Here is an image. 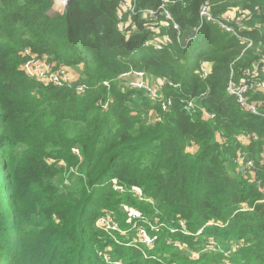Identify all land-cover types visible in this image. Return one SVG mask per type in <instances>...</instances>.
Returning a JSON list of instances; mask_svg holds the SVG:
<instances>
[{
    "label": "trees",
    "instance_id": "1",
    "mask_svg": "<svg viewBox=\"0 0 264 264\" xmlns=\"http://www.w3.org/2000/svg\"><path fill=\"white\" fill-rule=\"evenodd\" d=\"M160 1L135 0V7ZM118 2L69 0L56 13L53 0H0V264H108L99 251L119 264H264V96L249 95L259 114L251 115L226 91L231 73L245 78L264 55V0H169L183 36L198 25L204 3L215 18L246 12L247 49L204 23L185 48L155 50L137 16L130 37V27L117 29ZM24 49L76 69L74 84L88 89L29 79L21 70ZM201 61L211 67L204 80ZM262 67L252 76L264 79ZM128 69L163 82L173 105L161 123L147 124L157 108L117 81ZM238 153L253 161L252 177L237 174ZM244 205L252 210L241 211ZM124 206L161 225L152 232L139 224L153 236L151 248L129 243L136 230L125 223ZM105 213L128 233H116L120 245L95 226ZM210 239L218 250L208 251Z\"/></svg>",
    "mask_w": 264,
    "mask_h": 264
},
{
    "label": "built area",
    "instance_id": "2",
    "mask_svg": "<svg viewBox=\"0 0 264 264\" xmlns=\"http://www.w3.org/2000/svg\"><path fill=\"white\" fill-rule=\"evenodd\" d=\"M68 2L69 0H53L52 10L56 13H63ZM169 4V0H161L155 8H148L138 12L135 7V0H119L116 12L117 29L121 30L122 26L123 28L124 26L130 27V30L125 34L126 37H130L131 33L136 29V25L132 20L137 16L142 22V28L144 31L152 34V39L147 41L146 45L152 46L155 50H161L173 44H179L182 48H185L197 37L202 24L214 23L217 24L222 31L236 38L246 47L245 49L252 45L250 39L241 35L242 30L245 28L243 26V21L246 18V12L242 13L241 11L233 10L224 13L220 18H215L210 10V5L204 3L198 10V25L192 28L187 36H183L180 26L175 22L169 11ZM162 29L170 31L172 35L169 32L161 34ZM22 54L25 57V61L21 65V70L29 79L35 80L44 86L74 87L77 93H83L88 89V86L83 83L74 84L79 77L74 70L64 66H56L54 63L50 62L47 57L37 56L28 49H24ZM260 64L264 66V55L251 70L245 71V78L235 81L232 78L231 73L226 87L227 94L235 97L240 108L251 115L259 114L257 112L256 103L250 101L249 95L261 94L264 96V79H261L256 75L252 76ZM210 70V64L201 61L197 73L199 77L204 80L208 77ZM117 81L124 89L141 91L148 98L152 106L157 108V111H151L146 116L145 121L147 124L161 123L163 120V114L167 113L173 105L172 98L164 96L161 91H159L158 87H155L149 82V76L144 71L128 69L117 77ZM102 84L107 87L109 86L108 81H105ZM170 85L175 87L173 84ZM107 104L108 102H102V108L106 109ZM183 108L188 112L192 111L195 108L194 100H186ZM202 114L203 118L206 120L213 118L212 114L206 113L204 110H202ZM239 139L242 141L248 140L247 137L243 136L239 137ZM254 139L256 138L254 137ZM187 150L193 152L195 150V145H188ZM76 155H78V153H76ZM233 162L237 165L239 171H243L244 177L253 176L252 171L254 172L255 165L253 161L247 159L244 154L238 153ZM261 165H264V156ZM131 192L134 193L139 200L143 199L141 192L138 189L133 188ZM261 203H264V200H261ZM244 209H246V211L252 210L245 205L242 207L241 211H244ZM127 216L130 219L128 223L132 224L131 229L136 230L135 235H133L130 240V244L145 247L149 246V241L152 242L153 238L151 239L145 227L139 224L142 222L149 225L152 232H158L161 225L157 226L149 224L139 215V213L133 210L128 211ZM178 223L181 232L186 234V232H184V222L179 221ZM95 226L117 244L120 243L115 239L116 233L125 235L123 234V231L120 230L115 216L109 213L99 216L95 222ZM171 232L173 233L175 231L171 230ZM135 237H137V239H134ZM215 247L216 245L213 242L208 245L209 250L216 251L217 249ZM98 256L108 264H119V262H113L106 251H99ZM192 257H196V255H192Z\"/></svg>",
    "mask_w": 264,
    "mask_h": 264
},
{
    "label": "rangeland",
    "instance_id": "3",
    "mask_svg": "<svg viewBox=\"0 0 264 264\" xmlns=\"http://www.w3.org/2000/svg\"><path fill=\"white\" fill-rule=\"evenodd\" d=\"M263 68V71H264V66L262 67ZM73 70H76V69H73ZM76 73H78V72H76ZM149 82H151L155 87H158L159 88V91H161V87H162V85H163V82L161 81V80H157V79H153L152 77H149ZM239 141L240 142H244V141H242V140H240L239 139ZM237 155V154H236ZM236 157V156H235ZM235 157L233 158V160L235 159ZM262 158H263V156H262ZM262 158H261V160L260 161H262ZM233 162V161H232ZM234 163V162H233ZM261 164V163H260ZM234 165L236 166V172H238L237 174H239V175H241V177H244V173H243V171L241 170V171H239V168L237 167V165L234 163ZM255 171V170H254ZM252 174H254V172L252 171ZM262 200H264V198L262 199ZM258 203L259 204H263L264 205V203H261V200L260 201H258ZM246 206V205H245ZM242 207H244V206H242ZM248 207V206H247ZM249 208V207H248ZM242 209V208H241ZM130 210H132V209H130V208H128V207H123V215H126V218H125V220H124V217H123V220L125 221V223L127 222V224H128V221L130 220L129 219V217L127 216V212L128 211H130ZM244 211H246V209H244ZM109 214H112V213H109ZM113 215V214H112ZM117 224L119 225V222L117 221ZM119 228H120V230L121 231H123V234H125V235H122V236H124L125 238H129V236H128V233L124 230V229H122V226L120 227V225H119ZM118 235H119V233H118ZM120 236V235H119ZM153 237V236H152ZM152 237L150 236V238L152 239ZM111 239V238H110ZM115 239L121 244L122 242H125L124 240H122L121 239V237L119 238L118 236H117V234L115 235ZM132 239V238H131ZM134 239H137V237H135ZM112 240V239H111ZM113 241V240H112ZM211 242H212V239H210L208 242H207V245H210L211 244ZM130 243V242H129ZM128 243V244H129ZM214 243V242H213ZM119 244V245H120ZM175 244V243H174ZM215 244V243H214ZM149 246H147L148 248H151L152 247V242H150L149 241V244H148ZM178 247H179V245L178 244H176ZM216 245V244H215ZM232 247H233V249H237L238 247H239V245L237 244V245H232ZM217 250H218V247L216 246L215 247ZM209 252H213V250H208ZM232 252V249H230L228 252H227V254L226 255H229L230 253ZM194 255H196V254H194ZM197 256V255H196ZM120 263V262H119ZM162 264H174V263H164V262H162Z\"/></svg>",
    "mask_w": 264,
    "mask_h": 264
},
{
    "label": "crops",
    "instance_id": "4",
    "mask_svg": "<svg viewBox=\"0 0 264 264\" xmlns=\"http://www.w3.org/2000/svg\"><path fill=\"white\" fill-rule=\"evenodd\" d=\"M244 142H247V141L244 140Z\"/></svg>",
    "mask_w": 264,
    "mask_h": 264
}]
</instances>
